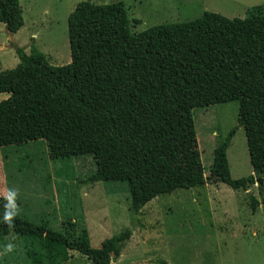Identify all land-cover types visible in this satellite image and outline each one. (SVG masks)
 Instances as JSON below:
<instances>
[{
  "label": "trees",
  "instance_id": "obj_1",
  "mask_svg": "<svg viewBox=\"0 0 264 264\" xmlns=\"http://www.w3.org/2000/svg\"><path fill=\"white\" fill-rule=\"evenodd\" d=\"M0 23L11 34L23 27L19 0H0ZM67 32L63 66L34 46L27 54L11 45L19 62L0 72V94H8L0 102V149L44 142L51 160L91 158L85 183H126L133 217L161 194L206 183L192 112L238 101L237 126L216 145L208 181L264 188V5L243 19L204 12L132 34L122 2H80ZM238 127L257 175L234 180L227 149ZM248 198L255 214L258 202ZM12 224L0 219V241L15 236L21 264H67L72 252L113 264L132 234L125 229L92 249L71 219L60 231L19 214Z\"/></svg>",
  "mask_w": 264,
  "mask_h": 264
},
{
  "label": "rangeland",
  "instance_id": "obj_2",
  "mask_svg": "<svg viewBox=\"0 0 264 264\" xmlns=\"http://www.w3.org/2000/svg\"><path fill=\"white\" fill-rule=\"evenodd\" d=\"M80 2H122L132 34L157 25L190 22L204 12L243 19L248 10L264 5V0H19L23 27L11 34L0 23V72L17 66L14 46L27 54L34 46L53 66L69 64L67 19ZM7 98L8 94H0V102ZM237 110L238 101L193 110L206 183L161 194L133 217L126 183H85L94 171L92 159L51 160L44 142L0 149V193L16 188L18 214L35 224L60 231L63 222L71 219L86 231L92 249L131 230L113 264H264V188L256 184L235 191L208 181L213 151L237 126ZM227 160L232 179L254 175L242 127L230 142ZM249 196L258 202L255 214L250 211ZM9 243L14 247L5 252ZM70 256L67 264H90L78 252ZM0 264H21L12 233L0 241Z\"/></svg>",
  "mask_w": 264,
  "mask_h": 264
},
{
  "label": "clouds",
  "instance_id": "obj_3",
  "mask_svg": "<svg viewBox=\"0 0 264 264\" xmlns=\"http://www.w3.org/2000/svg\"><path fill=\"white\" fill-rule=\"evenodd\" d=\"M17 198H18V190L16 188H9L6 192L0 193V199L6 201L4 205V216L2 219L3 223L9 225V228H13L12 220L14 217L18 215V205H17ZM14 245L9 243L5 246L4 251L10 252L12 251Z\"/></svg>",
  "mask_w": 264,
  "mask_h": 264
},
{
  "label": "water",
  "instance_id": "obj_4",
  "mask_svg": "<svg viewBox=\"0 0 264 264\" xmlns=\"http://www.w3.org/2000/svg\"><path fill=\"white\" fill-rule=\"evenodd\" d=\"M257 175V172H254V175L253 176H256Z\"/></svg>",
  "mask_w": 264,
  "mask_h": 264
},
{
  "label": "crops",
  "instance_id": "obj_5",
  "mask_svg": "<svg viewBox=\"0 0 264 264\" xmlns=\"http://www.w3.org/2000/svg\"><path fill=\"white\" fill-rule=\"evenodd\" d=\"M177 1V0H176ZM182 1V0H181ZM178 5V4H177Z\"/></svg>",
  "mask_w": 264,
  "mask_h": 264
}]
</instances>
